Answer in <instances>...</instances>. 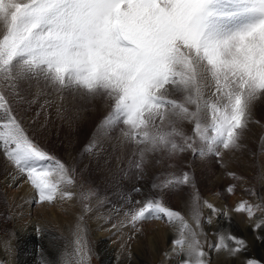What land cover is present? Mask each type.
Segmentation results:
<instances>
[{"label": "snow or ice", "instance_id": "snow-or-ice-1", "mask_svg": "<svg viewBox=\"0 0 264 264\" xmlns=\"http://www.w3.org/2000/svg\"><path fill=\"white\" fill-rule=\"evenodd\" d=\"M34 86L56 97L41 110L55 106L61 118L68 109L57 99L103 100L111 110L83 151L104 152L108 130L119 129L118 139L132 146L129 174L138 182L150 155L171 161L191 152L220 161L244 147L254 107L264 100V0H0V156L12 166L11 182L30 186L33 204L81 203L72 239L55 253L41 245L40 264H92L98 253L84 221L98 193L78 183L80 169L51 153L26 125L21 105L36 102L29 98ZM83 111L75 108L69 119ZM236 187L225 191L233 195ZM147 189L133 184L117 216L105 218L109 231H129L122 248L158 221L171 230L160 264H213L211 251L232 264H264L253 254L264 247V196L248 190L257 203L241 199L225 210L203 199L193 172L171 165ZM230 213L248 218L251 239L217 229L210 243L205 226L213 217L230 221ZM15 239L14 228L0 227V252L11 255Z\"/></svg>", "mask_w": 264, "mask_h": 264}, {"label": "bare ground", "instance_id": "bare-ground-1", "mask_svg": "<svg viewBox=\"0 0 264 264\" xmlns=\"http://www.w3.org/2000/svg\"><path fill=\"white\" fill-rule=\"evenodd\" d=\"M33 95L36 96V102L31 104L30 106L27 104L21 105L20 114L23 117L26 125L29 126H31L32 120L34 119H38L39 121L48 120L47 115L49 113L47 108H45L43 111L41 110V104H43L45 101L43 97H45L47 94H38V89L34 86L31 90V93L29 94V98H31ZM51 97L52 100L56 99L54 95ZM56 102L59 104L62 101L57 99ZM38 112L41 113L39 116H37ZM255 119L253 117V122L250 124L249 130L247 132L248 134L247 136H245V139L243 141L244 147L238 151L225 152L223 154L222 160H220V164H223L224 167L219 165V168L216 169L212 159L213 156L199 157V160L195 162V164H191L192 166L189 170L195 174L198 188L202 191L204 200L215 204L219 208H224L225 210H228L241 199L249 200L252 203H257V196L250 194L248 190H251L252 193H256L259 196H264V178H262L264 177V151L260 150L262 147H264V136H262V140L260 139V133L264 131V123L259 124ZM90 126L91 122L88 123V127ZM131 152L132 150H129L128 153ZM74 153L75 152L68 153V156H70L72 159L75 155ZM182 156H184V154H182ZM189 159L190 158H188L187 161H189ZM150 162H152V160H150ZM215 162H217V158L215 159ZM177 166L183 168L181 165H176L173 167ZM154 168L155 167L152 163L147 165L146 174L144 177L145 191L148 190V177L152 176ZM11 169V164L4 157L0 156V210L3 209L4 211L7 208L12 207V211H10V221L12 225L11 227L14 228L17 233L19 263L36 264L37 259L40 258L39 252L35 248L37 246L36 243L38 242V240H45L44 237L48 235L49 231L51 229L57 228L53 223L59 226L64 224V220L69 221V223L77 221V218L81 215V203L79 202V200L76 199H64L62 201L57 200L51 206L48 204H33L32 189L27 184H21L20 186L14 185L11 182L9 176ZM228 171L236 173V175L238 177H241L242 179L234 180L231 177H228L226 175V172ZM252 180L256 182V185L252 183ZM230 183H234L237 186L236 191L233 195H229L225 191L226 186ZM74 191L78 193V188L74 189ZM99 200H101L99 198V195L94 196L92 198V212L89 213V217L91 218L93 223L92 227L93 229H95L94 234L96 238H101L105 236V228L108 229L109 227L107 223L103 224L102 220L106 221L105 218L109 215L113 217L117 216V212L114 210L116 208L108 204L101 206L99 204ZM177 206L181 208L182 205ZM206 212L211 214L210 210L208 209H206ZM230 216V221L227 220L224 216H220L218 218V229H220L221 231H230L233 234L243 235L244 237L251 239L252 234L249 230L251 222L248 220V218L243 214L236 213H230ZM215 218L216 217H213V220ZM91 220L89 219V221ZM149 223L150 222H147V224L144 225V229H151L153 231V235L150 236L151 230L147 229L148 234L145 235L146 241H142L140 237V245L142 246L144 244L149 243V246L152 247L155 253L160 254V251L162 249H160L155 239H161V241L164 244L166 242L168 246L167 242L169 240L171 230L165 224L158 221L152 222V225H150ZM37 226L42 230L39 235L35 231ZM58 229L60 230L61 228ZM129 234V231L125 230L120 234H112L113 236H111L110 238L116 239L113 241V245L118 248L120 254L125 253L127 251L126 249L122 248L121 245L125 242ZM151 237L152 239H154L153 241ZM216 239L218 240V238ZM101 243L103 244L102 247L106 250L105 253H107L105 264H112L110 258L113 257V252L111 253L109 248H113L112 242H109L108 240ZM135 244H137L136 241ZM166 244L163 246H166ZM114 254L117 256V253L115 251ZM211 254L214 257L213 263H218L217 252L211 251ZM0 255H2L3 258L11 264H14L16 261L14 252L11 255L1 252ZM161 255L162 254H160L159 257L160 260ZM157 257H154V259ZM137 260H141V258L138 257Z\"/></svg>", "mask_w": 264, "mask_h": 264}, {"label": "rangeland", "instance_id": "rangeland-1", "mask_svg": "<svg viewBox=\"0 0 264 264\" xmlns=\"http://www.w3.org/2000/svg\"><path fill=\"white\" fill-rule=\"evenodd\" d=\"M43 99L45 100L47 99L50 101L52 100V97L49 95H46L45 97H43ZM61 103H64L65 107L68 109V111L64 113V118H61L60 116L57 115V110H56V107L54 106L50 109L47 108L49 111L47 115L48 120L46 121H39L38 119L32 120L31 127L33 131L37 134V138L51 153L67 161L73 167H78L80 169V172L82 175L77 178L78 183L87 181L86 186L93 187L95 191L98 193L99 198L101 199L99 200L100 203L99 202L98 203L101 206L105 204L111 205L114 208L122 206L121 200L123 199L125 193L129 189H131L133 184L139 183V184L144 185V179L143 181L138 182L135 179H133L132 176L129 174L131 172L129 164H130V161L133 159V156H132V152L131 153H128V152L129 150H132V146L118 139L119 129H117L114 132L111 131V129H109L108 131L110 132L112 139L105 141V151L104 152L102 153L97 152V154L94 156L90 153L85 154V152L83 151L84 146L88 144V142L91 139H93L94 137L98 135L97 125L100 124L101 121H103V119L108 115L111 109L108 108L105 102H103V100H100V99L93 101L91 103H88V104H83V102L72 101L71 97H69L67 102L62 101ZM78 107H83L86 109V111H83L80 113V119H69L70 117H73L75 115L74 109ZM253 117L254 119L256 118L255 120L258 121L259 124L264 123V100L258 101L256 103L255 108H254ZM89 122H91L90 127H88ZM184 129L186 132L191 134L190 124L185 123ZM247 134L248 133H246V136ZM260 136H261L260 139L262 140L263 138L262 136H264V131L260 133ZM72 152H75L74 153L75 155L71 159V157L68 156V153H72ZM183 154L184 156H182L181 154L179 157L171 161L167 159H160L158 155H150L148 157V160H149L148 165L152 163L155 168H154V172L152 176L148 177L149 183L151 182L152 177L165 171L169 165L171 166L181 165L183 167L182 169L189 170L191 169V166H192L191 164H195V162L199 160V156H194L191 152H186ZM188 158H190L189 161H187ZM212 159H213L216 169H218L219 165H221L220 164L221 162L218 160L217 162H215V159H216L215 157H212ZM150 160H152V162H150ZM252 183L256 185V182L253 180H252ZM230 184H234V183H230ZM79 191L80 189L78 188V192ZM200 193L202 194V197H203V193L201 190H200ZM136 198L139 199L140 196H136ZM91 200L88 201V203L92 207ZM181 208L185 213H187L188 209L184 205H182ZM206 209L207 208H205V210L203 209L204 215L205 216L211 215L208 212H206ZM0 211H1L0 212V227H4V226L5 228L11 227L12 225L10 221L11 220L10 211H12V207H9L4 211L3 209ZM89 215L90 214L85 216L84 223L87 225V228H88V237L93 247L95 248L96 252L98 253V256H93L92 264H105L106 263L105 260H106L107 253H105L106 250L102 247L103 244L101 242H105L108 240L109 242H112V247H113V248L109 247L110 252L111 253L113 252V257L110 258V261L112 264H160V259H159L160 254H162L163 251L168 247L166 242L165 244L167 247L163 246L165 244L161 241V239L159 240L155 239L160 249H162L160 251V254L155 253L152 247L149 246V243L146 242L147 244H144L141 246L139 242L140 237L142 241H146L145 235L148 234L147 229L149 228L144 229L142 234H140L137 238H134L130 242L131 244V246L129 247L130 249L126 248L127 251L125 253L120 254L118 248L115 245H113V241L116 239H110L111 236H113L115 232L109 231L107 228H105L106 235L101 238H98V237L96 238L94 234L95 229H93L92 227L93 223ZM89 219L91 221H89ZM218 220L219 219L215 218L213 220L212 225L205 226V231L208 233V240L210 243L214 242V238L212 236H213V233L216 232V230L218 229V226H217L219 224ZM75 223L76 221L69 223V221L67 220H64V224L59 225V226L53 223L55 227L57 228L51 229L48 235L44 237L45 240L41 239V240H38L39 243L38 242L36 243L37 246L35 248L39 252V255H40V258L37 259L36 264H40V261H41V245L45 249L52 251L53 253L57 252L58 250L64 249L65 245L68 244V242L72 239L71 230L74 227ZM102 223L106 224V221L102 220ZM149 224L152 225L153 223L150 222ZM58 228H61L62 230L61 229L59 230ZM234 231H237V230H234ZM152 235H153V231L151 230L150 236ZM153 240L154 239H152V241ZM17 241L18 239H15L13 241V245L15 247L14 255L16 259L14 264H21L18 261L19 251L17 248V244H18ZM135 241L137 244H135ZM68 251H71L70 247L68 248ZM114 251L117 253V256L114 254ZM217 254H218V263L215 262V264H219V263L232 264L231 258L228 257L226 254L220 253V252H217ZM253 254L258 257H264V247H260V246L256 247L254 249ZM138 257H140L141 260H137ZM154 257H157V258L154 259ZM210 258L213 262L214 257L212 256L211 252H210ZM0 259H4L2 255H0ZM7 264H11V263L7 261Z\"/></svg>", "mask_w": 264, "mask_h": 264}]
</instances>
